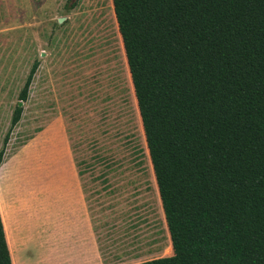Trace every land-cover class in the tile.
Segmentation results:
<instances>
[{
    "label": "trees",
    "instance_id": "obj_1",
    "mask_svg": "<svg viewBox=\"0 0 264 264\" xmlns=\"http://www.w3.org/2000/svg\"><path fill=\"white\" fill-rule=\"evenodd\" d=\"M111 6L173 247L134 264H264V0ZM0 264H12L1 216Z\"/></svg>",
    "mask_w": 264,
    "mask_h": 264
},
{
    "label": "rangeland",
    "instance_id": "obj_2",
    "mask_svg": "<svg viewBox=\"0 0 264 264\" xmlns=\"http://www.w3.org/2000/svg\"><path fill=\"white\" fill-rule=\"evenodd\" d=\"M111 5L112 0H0V149L18 92L37 60L22 119L4 150L28 144L50 126L64 132L83 167L102 172L113 208L120 200L116 219L147 222L164 242L165 221ZM32 154L19 166L30 168ZM1 177L0 167V184ZM148 241L137 231L129 247L142 249Z\"/></svg>",
    "mask_w": 264,
    "mask_h": 264
},
{
    "label": "crops",
    "instance_id": "obj_3",
    "mask_svg": "<svg viewBox=\"0 0 264 264\" xmlns=\"http://www.w3.org/2000/svg\"><path fill=\"white\" fill-rule=\"evenodd\" d=\"M36 9L38 14V5ZM37 41L33 54L38 35ZM52 51L57 54L55 48ZM7 151L0 162V216L12 264H134L173 255L166 221L167 240L161 242L147 222L116 219L120 200L113 208L102 172L83 167L86 163L66 143L64 132L50 126L28 144ZM31 153V167L19 166ZM162 213L165 219L163 209ZM137 231L149 241L134 250L129 246Z\"/></svg>",
    "mask_w": 264,
    "mask_h": 264
},
{
    "label": "water",
    "instance_id": "obj_4",
    "mask_svg": "<svg viewBox=\"0 0 264 264\" xmlns=\"http://www.w3.org/2000/svg\"><path fill=\"white\" fill-rule=\"evenodd\" d=\"M19 105H21V101L19 102Z\"/></svg>",
    "mask_w": 264,
    "mask_h": 264
}]
</instances>
